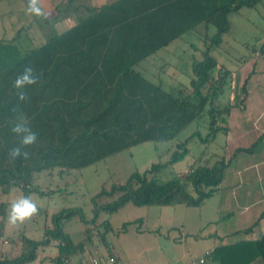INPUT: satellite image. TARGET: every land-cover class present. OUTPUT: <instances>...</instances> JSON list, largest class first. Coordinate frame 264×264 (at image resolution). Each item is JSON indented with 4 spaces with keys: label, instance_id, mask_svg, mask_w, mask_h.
Instances as JSON below:
<instances>
[{
    "label": "trees",
    "instance_id": "1",
    "mask_svg": "<svg viewBox=\"0 0 264 264\" xmlns=\"http://www.w3.org/2000/svg\"><path fill=\"white\" fill-rule=\"evenodd\" d=\"M258 3L260 0H160L147 5L145 11L136 12L131 21L168 17L173 29L153 40L145 51V44L141 45V54L128 57L119 54L114 63L105 59L106 64H114L121 74L113 78L116 81L114 86H110L114 89L111 92L107 89L109 86H105V92L102 91L103 86L101 92L93 91L89 78L81 75L80 57L76 60L65 57V33L24 54L16 44L0 38L1 191L18 186L25 197L30 193L51 195L65 189L42 188L36 183L41 174L62 175L72 169H81L145 141L175 140L194 122H203L207 126L203 137L196 130L184 140L177 141L164 162L152 163L144 171L135 170L123 182L111 183L109 188L100 189L91 198V217H85L79 207L62 208L51 214V225H45L42 239L21 235L19 254L12 257L2 254L0 264L28 263L35 259L39 247L51 241L58 248L56 261L62 264V258L68 259L92 243L93 228L99 231V239L104 243L114 228L107 219H100L101 215L112 214L127 203L135 206L181 204L196 207L214 195L230 158L239 152H252L264 139V132L249 146L235 148L228 158L222 155L211 164H190L186 172L167 180L158 179L157 174L163 167L188 155V142L194 136L199 137L202 143H209L218 133L228 132L232 104L227 102L222 106L218 100L230 87L233 73L216 60L210 49L219 46L223 35L228 32L232 13L242 8H254ZM199 24L212 25L215 32L207 36L200 59L191 63L189 92L166 90L160 84L147 80L134 68L141 59ZM137 45L140 44L130 45L131 49L137 50ZM258 52L264 54V42ZM26 66L34 69L38 80L35 84L16 89L14 81ZM248 77L241 85V101L245 98ZM91 89L93 93L89 94ZM21 91L25 93V100L18 98L17 93ZM16 124H23L35 132L36 142L21 145L24 133L12 132ZM14 147L28 152V158H11L9 151ZM103 197L109 200L100 201ZM41 211L44 210L39 209L38 213ZM4 213L5 207L0 203V218ZM73 219L84 226V237L80 241H75L65 230V223ZM141 222L142 219L125 221L119 230L124 231L130 224ZM3 228L0 220V233ZM255 260L264 264V233L256 239L215 246L210 250L206 264H249Z\"/></svg>",
    "mask_w": 264,
    "mask_h": 264
},
{
    "label": "crops",
    "instance_id": "2",
    "mask_svg": "<svg viewBox=\"0 0 264 264\" xmlns=\"http://www.w3.org/2000/svg\"><path fill=\"white\" fill-rule=\"evenodd\" d=\"M18 1L17 5L0 13V38L13 42L20 53L24 54L52 40L55 36L65 33L64 55L74 60L80 57L81 75L89 78L88 82H91V87L94 88L89 91V94L93 91L101 92L102 86V91L105 92V86L110 88L116 81L113 78L121 75L120 71L114 68V64H106L105 59H111L114 63L119 54H123L124 57L141 54L143 51L141 45L145 44V51L154 42L153 40H158L162 34L163 36L169 34L170 28L173 29V24L168 17L131 21L136 12L145 11L147 5L160 2V0H41V7L47 13L45 18L26 13L28 0ZM260 7H264V0H260L256 7L250 9ZM230 32L231 26L228 32L223 35L221 43L229 42L227 39L231 35ZM207 36H209L208 26L199 24L193 29L184 31L165 46L141 59L134 68L147 80L160 84L166 90L173 92L182 90L187 93L190 91L191 63L194 59H200L201 50L207 43ZM138 38L139 42H137ZM262 42H264V31H261L256 44L260 46ZM135 43L140 44L137 45L139 48L135 47L137 50L131 49L130 46ZM220 45L211 48L210 53L219 63L225 65L221 61L222 59L218 58V53L223 52L227 55L226 50L219 49ZM254 50L255 60L246 73V76L249 77L241 108L247 119L250 118L252 112L247 109L249 101L246 99L253 91L256 93L253 103L260 109L255 117L256 119L260 116L264 117V54ZM109 88H107L109 92L114 91L113 88ZM102 101L104 102V99ZM93 106L91 105V107ZM230 132L231 127L226 135ZM239 155L243 157L242 161L240 160L241 162L233 167L232 161L236 160ZM70 171L57 176L58 178L66 177ZM64 191L61 190L57 193H67ZM224 191L225 194L218 206L222 216L214 222L215 229L213 231L202 234L198 230L194 233V231L186 229L184 223H181L180 235L169 236L171 229L175 228L171 219L166 220L169 223L166 224L165 230H162L161 225L157 222L148 223L144 220L145 222L132 224L134 225L132 229L129 227L121 232L116 231L114 240L112 238L110 240L109 235L106 236L104 243L100 241L99 244H96L92 240L91 244L84 247L82 251L70 255L68 259L72 264H90L92 256L98 257L100 264H112L109 260L110 257L119 259L124 264H171V262H173L172 264H187L191 258L205 250H211L219 244L260 237L264 233V139L252 152H239L230 158L224 169L218 190L210 198L224 193ZM32 194L36 193H30L28 198ZM21 196L23 193L18 186L10 187L7 191L0 189V203H3L5 207V213L0 218L4 225L0 233V256L5 254L12 257L19 254L21 235L34 240H40L43 237L45 225H39V218L33 217L16 226L8 223L11 202ZM45 210L44 212L48 213ZM134 220L137 219L133 218L130 221ZM75 222L80 223L77 220ZM199 222L200 220H198ZM211 222L213 220L209 218L204 225L208 226ZM78 230L81 236L78 241H80L84 237L83 225ZM69 233L72 235L71 232ZM128 235L129 242L123 244ZM187 239L193 243L197 241L196 239H206L209 243L194 251L190 246H187ZM177 245H183L180 252L174 256H166L170 248ZM57 256L58 248L55 242L51 241L48 245L39 247L35 259L25 264H58ZM160 256H164V263L153 261L155 258L160 259ZM249 264L262 263L255 260Z\"/></svg>",
    "mask_w": 264,
    "mask_h": 264
},
{
    "label": "rangeland",
    "instance_id": "3",
    "mask_svg": "<svg viewBox=\"0 0 264 264\" xmlns=\"http://www.w3.org/2000/svg\"><path fill=\"white\" fill-rule=\"evenodd\" d=\"M18 2V0L1 1L0 13L7 11L13 5H17ZM229 20L231 26V35L227 39L229 42H222L219 47V49L222 48L226 50L227 55L221 52L220 54L218 53V58L222 59L221 61L232 71L233 75L230 87L225 90L218 102L222 106L230 102L232 107H234L230 117H228V127H231V132L227 135L218 133L216 138L209 143H202L199 137L194 136L188 142V155L181 161L163 167L157 174V178L160 180H167L177 174L186 172L190 164H211L222 155L228 158L235 147L249 146L257 135L264 131V117L260 116L257 119L255 117L256 113L260 112V109L258 105L253 103L256 96L254 91L250 93L251 95L249 94L247 96L248 98L246 97V101H249V104L247 103V109L249 112H252L250 118L247 119L241 111L244 103V100L241 101V97L243 96L241 85L246 77L247 71L251 68L255 60L253 50L257 45V39L261 31H264V7L255 9L242 8L239 12L232 13L229 16ZM214 32V26L209 25V35H212ZM258 48L259 45H257L254 51H258ZM219 49L218 52H220ZM242 114L243 118L241 121L243 124L241 125L240 117ZM196 130H198L200 136L203 137L207 133V126L203 122L191 123L180 132L175 140L168 142L145 141L139 143L81 169H72L70 173L66 177L63 176V178H58L56 173L52 175L41 174L36 179V183L42 188H64L67 193H56L48 197H40L36 194H32L29 199L32 200L39 209H46L45 211L48 212L45 213L41 211L42 213L34 217L39 218V225L50 226L51 214L67 207H79L82 209L85 217H91V198L95 193L102 188H109L111 183L123 182L128 175L135 170L144 171L152 163L164 162L168 158L170 150L174 148V144L177 141L184 140ZM242 158L243 157L239 155L236 160L232 161V166L236 167L242 161ZM224 194L225 191L196 207H187L181 204L135 206L132 203H127L112 214H102L100 219H107L114 228V232L108 234L110 240L111 238L113 240L115 239L113 237H115L114 233L116 231L121 232L119 227L123 222L130 221L133 218L142 219L143 222L147 221L148 223L157 222L161 225L162 230L167 228L166 224L169 223V221L166 222V220L171 219L175 228L171 229L169 236L180 235L181 223H184L186 229L194 231V233L200 230V233L205 234L215 229L214 222L222 216V213L218 210V206L221 204L220 200ZM107 200H109V198L106 197L100 199L102 202ZM209 218H211L213 222L208 226L204 225L205 221ZM198 220H200L199 223ZM132 224H130L127 229L129 227V229L134 228ZM82 225L81 223L77 224L73 219L65 223V229L72 233L74 240L78 241L81 237L78 229ZM91 237L96 244H99V231L96 228L92 229ZM127 237H129V235L125 237L126 240H124L123 244L129 242ZM194 238H196L195 235ZM196 240L197 241L193 243L187 239V246H190L194 251L209 243L206 239ZM182 248L183 245L171 247L169 253H166V256H174L180 252ZM49 250L52 251L51 248H49ZM163 257L164 256H160L159 258L161 260L155 258L153 261L164 263ZM172 263L173 262H171V264Z\"/></svg>",
    "mask_w": 264,
    "mask_h": 264
},
{
    "label": "clouds",
    "instance_id": "4",
    "mask_svg": "<svg viewBox=\"0 0 264 264\" xmlns=\"http://www.w3.org/2000/svg\"><path fill=\"white\" fill-rule=\"evenodd\" d=\"M26 13L45 18L47 13L41 7V0H28L27 7L25 9ZM38 80V76L34 74V69L31 66H26L23 72L15 79L13 87L16 89H22L25 85L35 84ZM18 98L20 100H25V93L18 92ZM12 132L19 134L24 133L20 140V144L23 146L32 145L37 140V134L33 132L30 128L24 126L23 124H16L12 127ZM29 153L21 152L20 147H14L9 151V156L11 158H16L22 156L27 159ZM39 212L38 206L30 200L28 197L21 196L11 202L10 212L8 214V223L10 225L16 226L17 224H23L26 220L31 219Z\"/></svg>",
    "mask_w": 264,
    "mask_h": 264
},
{
    "label": "built area",
    "instance_id": "5",
    "mask_svg": "<svg viewBox=\"0 0 264 264\" xmlns=\"http://www.w3.org/2000/svg\"><path fill=\"white\" fill-rule=\"evenodd\" d=\"M210 255V250H205L202 253H200L199 255L191 258L187 264H206V259L207 257ZM110 262L112 264H124L121 260L116 259L114 257H110ZM90 264H100V261L98 259V257L96 256H92L90 257ZM62 264H72L71 261L67 258H62Z\"/></svg>",
    "mask_w": 264,
    "mask_h": 264
}]
</instances>
